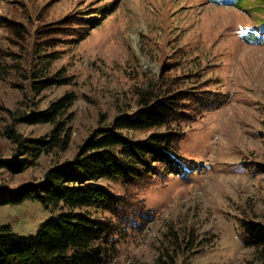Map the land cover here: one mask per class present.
<instances>
[{
    "label": "rangeland",
    "instance_id": "1",
    "mask_svg": "<svg viewBox=\"0 0 264 264\" xmlns=\"http://www.w3.org/2000/svg\"><path fill=\"white\" fill-rule=\"evenodd\" d=\"M89 1L30 2L45 18L58 19ZM115 1L102 16L100 10L93 11L96 25L68 41L54 63L53 69H62L70 83L30 97L14 78L0 79V160L11 158L15 147L5 133L12 122L4 108L13 109L21 100L45 108L64 93L74 95L68 149L59 158L41 154L35 166L14 176L13 181L39 180L49 166L72 158L95 128L109 123L121 109L133 108L140 89L158 83L160 58L168 52L160 45L175 42H167L174 35L179 39L176 46L182 48L199 42L189 53L203 61L199 76L212 75V88L227 90L229 100L185 125L186 138L180 145L185 158L182 170L165 179L155 178L143 192L154 219L140 235L118 246L112 264H245L252 258L253 248L239 239V216L253 214L264 220V175L259 170L264 163V41H245L243 36L253 32L252 27L261 29L264 0H250L249 8L206 0ZM1 12L20 16L19 20L30 14L16 0H0ZM5 34L0 25L2 45L9 43ZM16 127L28 138L42 136L51 128L23 122ZM137 136L144 137L143 133ZM5 174L0 168V175ZM53 215V210L33 199L0 206V224L10 225L25 238L34 237ZM175 233L189 246L184 251L183 246L172 245Z\"/></svg>",
    "mask_w": 264,
    "mask_h": 264
},
{
    "label": "trees",
    "instance_id": "2",
    "mask_svg": "<svg viewBox=\"0 0 264 264\" xmlns=\"http://www.w3.org/2000/svg\"><path fill=\"white\" fill-rule=\"evenodd\" d=\"M16 1L30 14L19 20L18 15L0 13V21H5L0 25L9 41L0 44V79L14 78L30 97L70 83L62 69H53L54 63L68 41L96 25L94 10H100L102 16L116 4L115 0H90L65 16L48 19L41 9L34 10L32 0ZM206 1L252 7L250 0ZM261 6L264 8V2ZM260 23L261 29L252 27L253 32L243 40L264 41L263 20ZM168 41L175 42L160 45L168 52L160 58L158 83L140 89L133 108L121 109L109 123L95 128L72 158L49 166L39 180L13 181L14 176L35 166L41 154L59 158L68 149L74 95L64 93L45 108L22 100L13 109L4 108L12 122L5 133L15 147L11 158L0 160V168L6 170L0 175V206L33 199L54 215L40 225L34 237H21L10 225L0 224V264H112L118 246L140 235L154 219L141 195L155 178L165 179L182 170L185 158L180 145L186 138L185 125L205 110L224 105L230 97L227 90L212 88V75L199 76L203 61L198 55H189L199 42L182 48L176 46L179 39L175 35ZM182 69L186 71L181 73ZM18 122L49 124L51 128L42 136L28 138L18 131ZM259 165L264 175V163ZM236 228L241 243L253 248L252 258L245 264H264V220L253 214L239 216ZM173 237V246H183L182 251L189 247L177 233Z\"/></svg>",
    "mask_w": 264,
    "mask_h": 264
}]
</instances>
